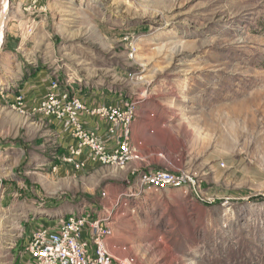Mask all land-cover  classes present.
<instances>
[{
	"label": "rangeland",
	"instance_id": "obj_1",
	"mask_svg": "<svg viewBox=\"0 0 264 264\" xmlns=\"http://www.w3.org/2000/svg\"><path fill=\"white\" fill-rule=\"evenodd\" d=\"M44 74L70 82L81 98L135 101L142 157L156 170L195 176L201 194L139 193L113 167L78 181L51 176L36 143L44 136L55 152L49 127L32 130L0 103V147H11L0 149V264H33L25 247L44 216L99 210L120 193L108 239L117 257L264 264V0H12L0 94L32 76L38 98ZM8 190L17 193L11 201ZM81 232L92 247L89 224Z\"/></svg>",
	"mask_w": 264,
	"mask_h": 264
},
{
	"label": "built area",
	"instance_id": "obj_2",
	"mask_svg": "<svg viewBox=\"0 0 264 264\" xmlns=\"http://www.w3.org/2000/svg\"><path fill=\"white\" fill-rule=\"evenodd\" d=\"M77 93L70 82L64 85L58 76L51 77L44 99L31 110L33 114L67 120L71 125V135L77 143L70 145L67 153L59 156L54 154V157L64 163L73 164L76 170L86 166L84 161L76 160L85 149L88 150V158L92 162L116 169H124L131 161L140 160L141 156L132 143V126L138 104L130 99H124L119 104L89 109L78 98ZM16 102L20 111L24 112L21 95H18ZM81 111L107 119L110 126L106 139L84 127L80 120ZM108 140H114L115 144L108 147ZM137 184L139 193L148 188H187L197 197L201 194L198 179L186 172L146 171L139 175ZM3 186L4 181L0 178L1 200L5 189ZM120 200L121 197L111 207L105 209L104 213L94 210L73 211L69 216L64 215L58 219L57 228L43 227L35 230L25 247V253L32 257L34 264H133L128 258L115 256L107 243L113 234L111 224L121 205ZM87 224L92 232V247L81 238V229ZM18 240L11 242L13 249L17 247Z\"/></svg>",
	"mask_w": 264,
	"mask_h": 264
},
{
	"label": "crops",
	"instance_id": "obj_3",
	"mask_svg": "<svg viewBox=\"0 0 264 264\" xmlns=\"http://www.w3.org/2000/svg\"><path fill=\"white\" fill-rule=\"evenodd\" d=\"M31 77L32 76H29L27 79H25L24 83H26V84L18 85V88L16 90H14L13 92H11V91L2 92V94H0V103L1 104L2 103L9 104L11 106L12 110L15 111L18 115H20L23 118L24 122H27L28 124H31V126H33L32 130H35V129L41 130L42 128L46 129L47 127H49L50 131L53 133L55 138L52 141V143L56 144L55 152L49 151L47 149V146L45 145L46 139L44 136L36 139V143L39 144L38 148L44 147V149H41L42 153L40 154V157H39V159L41 160L40 164H42V166H43L41 168L44 169L45 171L50 170L51 171V172H49L50 175L54 176L58 179L72 178V179H75L76 181H78L79 178H84V177H87L89 175H92L96 171H98L99 169H102L103 167H109V166L101 165L100 163L92 162L88 158L89 154H88L87 149L84 150V153L81 156L76 157L77 161H84L86 164V166L81 170H76L73 164L64 163L61 159L54 157L55 155L59 156L63 153H67V148L70 145H73V144L75 145L77 142L75 139H73V137L71 135V125L69 124V122L67 120H58V119L51 117V116H44L42 114L31 113L32 108L39 105V103L44 99L45 94L48 90L49 81H50L49 76H46L44 74L43 80L45 82V88H44L42 94L40 96H38V98L37 97L35 98V95L33 96V93L35 92V88H34L35 85H34V83H32ZM23 88L27 91L28 94H25L22 91ZM93 93H94V95H91L90 93H89L90 95L86 94L87 99H85L83 97L81 98V96L79 95V92L77 93L78 98H80V100L83 102V104H85L86 107H88L89 109L119 104L125 99V98L120 99L117 97L115 100H113V97L105 95V93H98V92H93ZM18 95H21L23 97L22 109L24 112H21L20 109L18 108V105L16 102V98L18 97ZM100 95L105 96L106 98H109V99L108 100L100 99L99 98ZM49 119H51L52 121ZM80 120L86 129L95 131L100 137H102L103 139H106L107 132H108V129L110 126L107 119H105L103 117H99V116H91V115H88L87 113H85L84 111H81L80 112ZM56 122H60V124H58V125L61 126L60 128L62 129L63 132H60L58 130V125L54 124ZM135 133H136V126L133 124V126H132V143H133L134 147H136L137 151L139 152L141 159L143 160V158H144V162H141L142 160L141 161H137V160L131 161L127 165L126 168L120 169V171L118 172V179L123 180V181H127V183H132L133 186H135L137 191H138L139 186L137 184V180H138L139 175L142 172L156 170V167H155V165H153L154 162H152V160H154V159H152L151 156L144 155L142 157L141 148H139L138 145L135 144V142H134ZM63 134H65L67 137V143L66 144L60 143V141H61L60 138ZM41 141H42V143H41ZM1 144H2V141L0 140V145ZM114 144H115L114 140H108L107 141L108 147H112ZM0 149H11V147L10 148L9 147H0ZM50 154H52V156H50ZM54 168H56V169H54ZM132 187L130 189H132ZM16 194H17L16 192H14L12 190H8L9 201L13 200V198ZM124 194L126 195V193H120L117 196L113 197L111 199V202L109 203V205H106V206H104V208H101L99 210L103 211L104 209L111 207L113 205V203L116 201L115 199L117 197L124 196ZM91 209H92L91 206H88V207L85 206L84 207V211H88ZM92 210H94V209H92ZM99 210H94V211L100 212ZM73 211H74V209L69 211L68 213H65V215L69 214L70 212H73ZM58 214L60 215L61 213H52L51 212L49 215L44 216L48 219V221L44 222V223L41 222L38 227L41 226V227H47V228H57V226L59 224L58 219L63 217V216H58ZM39 217H42V216H38L37 218H35L33 220L36 221V220H38ZM81 238L83 241H86L83 239L82 234H81ZM86 242H88V241H86ZM107 243H108V240H107ZM31 260L33 262L32 257H31ZM33 264H34V262H33Z\"/></svg>",
	"mask_w": 264,
	"mask_h": 264
},
{
	"label": "water",
	"instance_id": "obj_4",
	"mask_svg": "<svg viewBox=\"0 0 264 264\" xmlns=\"http://www.w3.org/2000/svg\"><path fill=\"white\" fill-rule=\"evenodd\" d=\"M11 4L12 0H2V5L0 9V51L2 49L4 38L6 35Z\"/></svg>",
	"mask_w": 264,
	"mask_h": 264
},
{
	"label": "bare ground",
	"instance_id": "obj_5",
	"mask_svg": "<svg viewBox=\"0 0 264 264\" xmlns=\"http://www.w3.org/2000/svg\"><path fill=\"white\" fill-rule=\"evenodd\" d=\"M23 27H24V25H23ZM142 98H143V97H142ZM67 216H69V214H68Z\"/></svg>",
	"mask_w": 264,
	"mask_h": 264
}]
</instances>
